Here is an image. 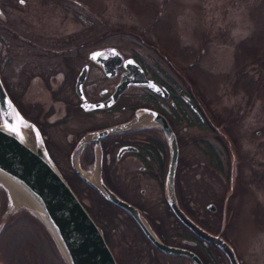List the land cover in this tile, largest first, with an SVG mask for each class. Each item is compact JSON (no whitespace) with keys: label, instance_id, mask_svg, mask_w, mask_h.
Returning a JSON list of instances; mask_svg holds the SVG:
<instances>
[{"label":"flooded vegetation","instance_id":"af4514ba","mask_svg":"<svg viewBox=\"0 0 264 264\" xmlns=\"http://www.w3.org/2000/svg\"><path fill=\"white\" fill-rule=\"evenodd\" d=\"M81 15L82 4L78 0H25L23 4L20 0H0V81L12 87L15 107L36 126L65 180L78 176L72 164L86 178L94 173L118 197L130 199L128 203L137 208L158 241L188 251V256L160 251L126 211L119 206L110 207L114 215L109 216L105 242L111 246L116 264H231L229 250L174 220L166 203L168 145L162 119L177 146L172 188L179 208L203 232L224 241L236 264H264V259L253 256L254 247L244 251L236 247L235 236L243 237L245 232L235 231L232 219L236 211L226 203L227 196L238 191L237 145L220 132V126L211 125L208 111L203 113L200 108L203 104L196 98L191 78H182V84L176 85L174 76H182L183 68L169 63L165 72L135 54L123 56L112 45H97L107 31L93 30L90 37L89 30L83 42L84 35L78 30ZM104 48L108 49L98 55L101 61L90 57L91 52ZM110 48L119 52L118 62ZM130 58L134 63H129ZM9 66L16 71L5 78L2 70ZM137 66L145 79L160 86L159 90L130 84L111 98L123 74L139 79ZM80 97L89 103L108 104L84 109ZM146 110L155 112L158 120ZM131 119H135L134 123L125 124ZM195 122L202 136L205 132H220L213 137L215 147L204 142L200 152L208 157V164L215 165L217 188L211 189L210 165L204 160L196 161V153L184 160L180 155L192 139L190 130ZM120 124H124L120 131L95 137L97 130ZM82 136L87 141L71 161L72 149ZM88 149L92 158L86 163ZM96 160L98 174L95 169L90 171ZM185 178L189 181L187 189L180 183ZM153 185L156 189H152ZM144 186L152 197L142 198ZM2 195L0 189V264H64L61 257L54 261L46 255L49 243L54 245L38 220L24 208L9 210L7 197L2 205ZM116 213L123 215L126 222L119 221ZM25 222L27 225H21ZM34 224L39 225L42 236L34 235ZM252 228L255 229L254 223Z\"/></svg>","mask_w":264,"mask_h":264},{"label":"rangeland","instance_id":"374dc122","mask_svg":"<svg viewBox=\"0 0 264 264\" xmlns=\"http://www.w3.org/2000/svg\"><path fill=\"white\" fill-rule=\"evenodd\" d=\"M78 1L82 4L78 30L84 35L83 42L89 30L90 37L93 30L107 31L97 45H112L123 56L135 54L165 72L169 63L183 68L182 76H174L176 85L182 84V78H191L196 98L203 104L200 108L203 113L208 111L211 125L220 126V132L237 145L238 191L229 194L226 203L236 211L232 219L235 231L245 232L243 237L235 236L236 247L241 251L254 247L253 256L264 259V0ZM15 71L9 66L2 74L8 78ZM190 131L193 136L182 148V160L196 153V161L204 160L211 166V189L217 188L215 165L208 164V157L200 152L204 142L215 147L213 137L220 132L202 136L196 122ZM93 169L98 174V163L90 171ZM180 183L185 189L189 187L186 178ZM235 187L233 182V190ZM152 189H156L154 185ZM143 194L142 198L152 197L148 187ZM24 207H15L7 199L9 210ZM116 216L126 222L123 215ZM103 221L108 223L109 218ZM38 226L34 224V235L42 236ZM46 255L54 261L60 258L50 243Z\"/></svg>","mask_w":264,"mask_h":264},{"label":"water","instance_id":"95a60500","mask_svg":"<svg viewBox=\"0 0 264 264\" xmlns=\"http://www.w3.org/2000/svg\"><path fill=\"white\" fill-rule=\"evenodd\" d=\"M108 48L96 50L90 53L92 59L101 61L98 57ZM117 55L120 54L116 48H110ZM134 63L131 58L127 59ZM138 67V66H137ZM139 79H131L129 74H123L115 86L112 97H115L123 88L130 84H143L154 91L159 90V85L152 80H147L141 75L138 67ZM80 80L77 82L79 85ZM110 98V100H111ZM80 105L84 109L105 106L108 101L89 103L80 97ZM153 119L158 120L155 112ZM131 119L125 124L134 123ZM124 124L114 125L99 129L95 132L97 139L104 135L118 132ZM163 132L167 138L168 161L165 174L164 186L166 190V203L178 221L187 228L195 231L203 238H208L212 243L217 244L224 250H229L228 256L231 264H236L233 254L224 241L216 236H211L203 232L177 205L173 194V170L177 155V146L174 136L162 119ZM82 136L75 144L71 153V161L77 149L87 140ZM95 139V141H97ZM98 162L96 160L95 164ZM72 164V163H71ZM94 164V167H95ZM77 175L94 188L105 199L119 206L126 211L137 223L141 231L164 253L188 256V251L171 245H166L158 241L149 231L147 225L137 208L118 197L101 181L97 176V184L87 180L78 167L73 166ZM0 176L25 195L34 207L35 212L29 211L51 239L56 247L64 264H116L114 257L106 244L101 231L92 220L88 212L84 209L80 201L72 192L56 165L50 158L36 126L23 117L12 103L0 81ZM8 195L6 189L1 185Z\"/></svg>","mask_w":264,"mask_h":264},{"label":"trees","instance_id":"16d2710c","mask_svg":"<svg viewBox=\"0 0 264 264\" xmlns=\"http://www.w3.org/2000/svg\"><path fill=\"white\" fill-rule=\"evenodd\" d=\"M4 89L8 92L7 95L12 101L11 93L8 87L3 84ZM13 102V101H12ZM14 104V102H13ZM19 111V110H18ZM21 114V113H20ZM22 115V114H21ZM23 116V115H22ZM25 117V116H23ZM26 118V117H25ZM27 119V118H26ZM219 136V135H218ZM85 162L89 163L91 162V151L88 149L86 152ZM63 177V176H62ZM64 178V177H63ZM65 180V178H64ZM72 192L75 194L77 199L80 201L84 209L88 212L92 220L96 223L99 230L101 231V234L106 240V234H107V226L108 223H105L103 219L109 218V216H113L114 213H110V207H117L107 199H105L100 193H98L94 188L84 183L78 176L76 178L70 180H65ZM2 191V205H5V199L6 194L3 188H0ZM118 208V207H117ZM175 221H178L177 219H174ZM106 226V228H105Z\"/></svg>","mask_w":264,"mask_h":264},{"label":"bare ground","instance_id":"6f19581e","mask_svg":"<svg viewBox=\"0 0 264 264\" xmlns=\"http://www.w3.org/2000/svg\"><path fill=\"white\" fill-rule=\"evenodd\" d=\"M51 158V157H50ZM53 161V160H52ZM57 167V166H56ZM58 169V168H57ZM82 174V172H80ZM61 174V173H60ZM85 177V176H84ZM86 178L87 180H89L90 182L97 184V176H94V173L92 175V173L87 174ZM0 183L3 185V187L6 189L7 194H8V198L10 199V203L13 206H26L28 207V209H30L32 212H35L33 205L31 204V202L29 201V199L23 195L18 189L17 187L11 185L9 182H6L2 176H0Z\"/></svg>","mask_w":264,"mask_h":264},{"label":"snow or ice","instance_id":"6c2138e0","mask_svg":"<svg viewBox=\"0 0 264 264\" xmlns=\"http://www.w3.org/2000/svg\"><path fill=\"white\" fill-rule=\"evenodd\" d=\"M25 2V0H20V3L23 4ZM129 63H131V61H129Z\"/></svg>","mask_w":264,"mask_h":264}]
</instances>
